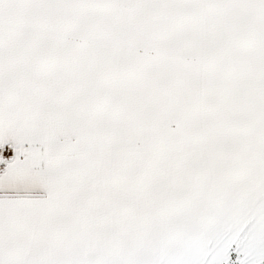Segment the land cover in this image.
Masks as SVG:
<instances>
[{
    "label": "snow or ice",
    "instance_id": "1",
    "mask_svg": "<svg viewBox=\"0 0 264 264\" xmlns=\"http://www.w3.org/2000/svg\"><path fill=\"white\" fill-rule=\"evenodd\" d=\"M0 264H264V0H0Z\"/></svg>",
    "mask_w": 264,
    "mask_h": 264
}]
</instances>
